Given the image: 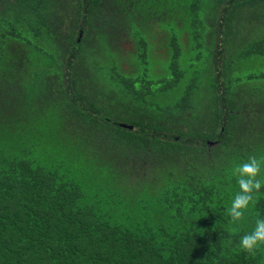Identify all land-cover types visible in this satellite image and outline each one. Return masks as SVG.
Wrapping results in <instances>:
<instances>
[{"label": "trees", "instance_id": "obj_1", "mask_svg": "<svg viewBox=\"0 0 264 264\" xmlns=\"http://www.w3.org/2000/svg\"><path fill=\"white\" fill-rule=\"evenodd\" d=\"M251 58L264 0H0V264H264L239 248L264 188L226 215L234 164L264 158Z\"/></svg>", "mask_w": 264, "mask_h": 264}, {"label": "clouds", "instance_id": "obj_2", "mask_svg": "<svg viewBox=\"0 0 264 264\" xmlns=\"http://www.w3.org/2000/svg\"><path fill=\"white\" fill-rule=\"evenodd\" d=\"M232 175L238 191L232 197L226 215L230 217V223L238 224L245 221L246 213L255 205L258 194L264 188V158L250 155L247 160L234 164ZM239 248L251 256L264 248V217L257 215L252 230L240 237Z\"/></svg>", "mask_w": 264, "mask_h": 264}, {"label": "rangeland", "instance_id": "obj_3", "mask_svg": "<svg viewBox=\"0 0 264 264\" xmlns=\"http://www.w3.org/2000/svg\"><path fill=\"white\" fill-rule=\"evenodd\" d=\"M215 12H217V11H214L213 10V12H210V13H212L213 14V17H215ZM206 13H209V12H205V14ZM168 16H171V17H174V14H170V15H168ZM212 17V19H209L208 21H206L205 22V16L202 14V16H200V17H198V15H195L194 16V21H193V23H189L188 24V26H186V27H188V28H190L191 30L189 31V33L191 34V37H189L187 40H188V42L190 43V46H187L186 48H185V51H186V53H188V54H191L193 51V42L194 41H196L195 40V38L196 37H201L199 40H204L205 38H207V39H210L209 37H205V36H208V35H210L212 32H211V27L215 24L214 23V19L215 18H213ZM196 18V19H195ZM201 20H200V19ZM223 18V13H221V12H219V15H218V19L219 20H221ZM188 20L190 21V20H193L192 18H188ZM205 24V26H202V24ZM177 25H178V21H172V19L171 20H169V21H167V20H164V22L162 21L161 22V26H162V29H164L165 31H166V29H167V31H168V33H167V31H166V34L171 38V37H179V40H181V43H183L182 42V37L184 36V34L187 32V31H185V30H183V29H179V30H177L176 29V27H177ZM189 26H191V27H189ZM196 26L198 27V28H196ZM204 27V28H203ZM166 28V29H165ZM158 32H163V31H159L158 30ZM157 35V34H156ZM201 35V36H200ZM161 41V40H160ZM135 42L134 41H132V39H126V40H124L121 44H120V47L122 48L121 49V51H123V52H129V51H132V50H134V44ZM198 44H196V46H197ZM168 46L167 45H165V44H160V46H159V48L160 49H163V48H167ZM157 48V46L155 47V49ZM211 49L212 48H209V47H205V48H203V51H205V52H208V53H210L211 52ZM189 56H191V55H189ZM163 58V57H162ZM161 58V59H162ZM160 59V60H161ZM235 60H238L237 58H234V61ZM165 62H168V60L167 61H165V60H161V63H160V67H161V69H163V71H159V76H163V75H165V73H166V69H167V66H169L168 65V63H165ZM239 63L240 64H242V66H241V68L243 69V73H244V75H246V74H253V73H258V72H261V71H264V63H262V62H258V61H256L254 58H251L250 60H243V61H240L239 60ZM123 68H124V70L127 72V71H132L131 70V67L128 65V64H126V63H124L123 64ZM204 69H207V67H204ZM190 71V70H189ZM212 71V70H211ZM164 73V74H163ZM193 77V70H191L190 71V73H189V78H192ZM254 82V83H253ZM252 83L253 84H251L252 86H261V85H263L264 86V83H262V82H257L256 80L255 81H253ZM204 85H206L205 83H204ZM244 85H246V83L244 82ZM246 86H243V88H245Z\"/></svg>", "mask_w": 264, "mask_h": 264}]
</instances>
